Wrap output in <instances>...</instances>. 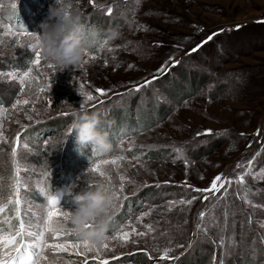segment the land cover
<instances>
[{
	"label": "rangeland",
	"instance_id": "obj_1",
	"mask_svg": "<svg viewBox=\"0 0 264 264\" xmlns=\"http://www.w3.org/2000/svg\"><path fill=\"white\" fill-rule=\"evenodd\" d=\"M55 3L0 0V40L15 45L14 53L0 55V232L20 231L21 221L25 232L42 230L48 196L57 195L73 213L65 188L86 192L89 180L109 186L88 170L96 160L123 155L119 168L102 167L111 185L124 183L113 198L108 236L123 230L128 238L105 241L100 257L82 247L46 248L41 264H264V0H79L97 40L82 66L62 72L45 59L31 63L30 37L13 43L4 34L22 25L41 35ZM112 30L120 38L107 41ZM175 64L183 77H190L192 64V78L203 73L202 80L193 78L200 88L186 100L177 93L185 79L169 70ZM29 68L40 79L21 87ZM81 84L95 99L85 102L76 91ZM43 85L49 87L38 93ZM17 99L29 103L13 107ZM64 100L103 111L111 152L79 149ZM61 137L67 140L59 147ZM15 246L3 251L12 256Z\"/></svg>",
	"mask_w": 264,
	"mask_h": 264
},
{
	"label": "clouds",
	"instance_id": "obj_2",
	"mask_svg": "<svg viewBox=\"0 0 264 264\" xmlns=\"http://www.w3.org/2000/svg\"><path fill=\"white\" fill-rule=\"evenodd\" d=\"M78 4L79 0H56L49 8V22L43 25V33L38 35L43 57L61 72L82 66L96 44V32L83 22V13ZM119 38V31L112 30L106 40L113 41ZM14 51L15 45L10 46L8 42L0 40V55ZM76 91L83 96L79 87ZM61 105H66L74 117L68 131L75 136L80 150L91 145L98 154L112 151L113 145L102 129L104 123L102 110L88 112L84 110L83 103L77 108L67 100L62 101ZM66 140L67 137H61L56 143L62 147ZM88 182L91 187L86 192L74 194V184L67 186L64 191L72 195L76 205L71 221L78 230L77 235L100 246L108 237L111 227L113 196L103 181ZM88 224H92V227H85Z\"/></svg>",
	"mask_w": 264,
	"mask_h": 264
},
{
	"label": "snow or ice",
	"instance_id": "obj_3",
	"mask_svg": "<svg viewBox=\"0 0 264 264\" xmlns=\"http://www.w3.org/2000/svg\"><path fill=\"white\" fill-rule=\"evenodd\" d=\"M108 14H111L112 8L108 7L107 9ZM5 35L13 37V43H21L20 40L16 39V37H22V36H28L31 37V42L29 43L28 47L33 51L34 58L32 59L31 63L33 65L39 66L41 64L42 59H45L42 56V49L40 45V39L39 36L27 31L23 26L21 25L19 27L18 31H12L10 28L5 30ZM208 39H211V35L208 37ZM105 44L107 41L104 42ZM111 50V49H110ZM195 51V49H193ZM90 55V54H89ZM92 58H95L94 56ZM47 67L55 69L54 65L51 63H47ZM160 71H164L163 68L160 69ZM33 70L29 68L27 71H25L20 77H19V83L21 87L25 85L26 81H32V82H38L40 77L39 75H33ZM155 79V77H153ZM145 83H149V81H145ZM49 85H43L38 86L37 92L38 93H44L46 92ZM139 87V86H137ZM79 88L83 92V96L85 98V102L92 101L95 99L91 91H86L84 88V85H80ZM96 92L100 93L101 95L104 94V90L101 88H96ZM28 104L29 101L27 99L20 100L17 99L13 107H16V105L19 104ZM49 104H51V101H48ZM64 115H67L64 113ZM31 118V117H29ZM210 131V130H207ZM199 135V134H198ZM45 144H47V141H44ZM19 144V140L17 138V145ZM94 150V149H93ZM175 151L180 152L181 149H175ZM12 155L15 157L16 155V148L14 147L12 150ZM102 155V154H98ZM125 157L123 155L113 157L111 160L109 159H99L94 161L91 164V167L89 168V172L96 173L100 177H104L109 181L108 190L111 192L113 198L119 199L121 192L124 188V183H120L119 186L111 185L112 177L111 175L102 167L104 165L112 164L116 165L117 168H119L118 161L124 160ZM136 159H139L138 157ZM15 164V161H13ZM239 166V165H238ZM19 169H17V172ZM120 181H124L125 177L122 174H119ZM221 177L217 176L215 177L213 181V187H215V181L220 180ZM243 177L241 176V180ZM19 181H17L18 185ZM42 192L47 196V192L42 188ZM17 194H18V188H17ZM190 202V201H189ZM16 203L19 204L20 200L17 198ZM117 207L116 204L112 205V208ZM4 206H0V211H3ZM17 212H19V209H17ZM71 215L72 213L63 210L60 207L59 199L57 195L48 196L47 198V213L44 224L41 226L40 231L38 232H32L27 231L25 232V226L24 223L21 221L19 228L20 231H17L14 234H4L0 232V264H41L42 260H47V257L45 256V249L51 248L53 250H59V251H67L70 248L71 249H80L82 247L83 251L85 253L92 252L97 255V257L102 256V249H107L108 244L103 243V245L97 246L89 241L81 239L77 235V228L73 225L71 221ZM142 215H146V213H142ZM203 215V213H201ZM63 218V221L67 222L70 221L73 225L71 228L66 227L63 223L59 222V218ZM85 227H92V224L85 225ZM150 228L149 226H146ZM133 232H135V228L132 229ZM29 236L33 237L30 241L26 242L23 240V236ZM137 236L144 235L143 232H136ZM21 237V240L19 243L16 242V237ZM61 236L69 237L65 238L63 240H59L56 238H59ZM74 237V238H73ZM127 239L128 233L126 231H121L119 233H116L115 235L108 236L105 241L108 240H114V239ZM136 241H133L135 243ZM15 244L16 246L12 249L13 251H16L19 253L17 257H12L10 255V252H4L3 249L8 248L10 245ZM21 247H23V251L21 252ZM170 251V249H164V255L167 256V253ZM4 256H8V259H4ZM49 264H52V261H49ZM102 264H107L106 261H102Z\"/></svg>",
	"mask_w": 264,
	"mask_h": 264
},
{
	"label": "trees",
	"instance_id": "obj_4",
	"mask_svg": "<svg viewBox=\"0 0 264 264\" xmlns=\"http://www.w3.org/2000/svg\"><path fill=\"white\" fill-rule=\"evenodd\" d=\"M210 42H212V41H210ZM182 60V59H181ZM183 65V64H182ZM193 65V64H192ZM192 65H191V69L192 70H189L190 71V77H188L187 75H185L184 77H183V75H181L183 72H181L180 71V69H177V67H179V66H181V65H178V64H175V65H172L171 66V68L169 69V70H171V69H175L174 71V73H173V75L175 74V73H177L176 75L178 76V77H180V76H182L184 79H185V85H184V88H181V90H179V91H177V93H179L180 94V96H181V99H183V98H185V100H186V98L189 96L190 97V95L194 92V91H196V90H198L199 88H200V82H199V80H196V81H194L193 80V78L194 77H201L202 75H203V73H198V72H196V73H198V75L197 74H195L196 76H193V78H192V76H191V74H194V70H193V67H192ZM194 66V65H193ZM188 71V72H189ZM192 71H194V72H192ZM192 72V73H191ZM202 74V75H201ZM174 77H175V75H174ZM173 78V77H172ZM186 78H187V80H186ZM171 79V78H170ZM169 79V80H170ZM203 78L201 77L200 78V80H202ZM176 80H179V78H177ZM174 83H175V81H174ZM54 152V151H53ZM64 160V159H63ZM62 160V161H63ZM143 201V198L141 197V198H139L138 197V205L140 204V202H142Z\"/></svg>",
	"mask_w": 264,
	"mask_h": 264
},
{
	"label": "water",
	"instance_id": "obj_5",
	"mask_svg": "<svg viewBox=\"0 0 264 264\" xmlns=\"http://www.w3.org/2000/svg\"><path fill=\"white\" fill-rule=\"evenodd\" d=\"M73 152V151H72Z\"/></svg>",
	"mask_w": 264,
	"mask_h": 264
}]
</instances>
